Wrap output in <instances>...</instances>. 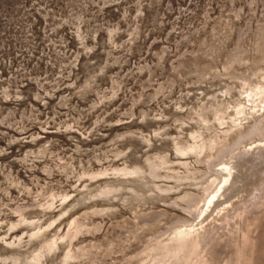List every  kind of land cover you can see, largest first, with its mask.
Here are the masks:
<instances>
[{"label":"rangeland","instance_id":"rangeland-1","mask_svg":"<svg viewBox=\"0 0 264 264\" xmlns=\"http://www.w3.org/2000/svg\"><path fill=\"white\" fill-rule=\"evenodd\" d=\"M235 42L241 51L226 63ZM261 75L264 0H0V264H29L36 252L37 264L151 262L213 178L174 141H234L252 116L264 120ZM160 157L152 179L147 159ZM98 169L107 172L90 177ZM34 201L20 221L16 205ZM238 214L205 264H264V205ZM74 219L102 227L69 240ZM160 227L145 260L130 253ZM75 248L81 255L67 258Z\"/></svg>","mask_w":264,"mask_h":264},{"label":"bare ground","instance_id":"bare-ground-1","mask_svg":"<svg viewBox=\"0 0 264 264\" xmlns=\"http://www.w3.org/2000/svg\"><path fill=\"white\" fill-rule=\"evenodd\" d=\"M235 43V47L233 46L234 48H232V50L230 49V52L228 51V54L225 55L226 63H229L237 53L241 51L239 48L240 44L237 42ZM201 69L202 73L206 74L210 66L205 64ZM260 78L261 80L257 81L259 82L258 85H260L259 89L264 90V76L261 75ZM263 103L264 97L261 98L260 106H263ZM235 112L236 116H231L233 124H237L243 113L239 108H235ZM216 114H214V116ZM251 121H253L252 125L239 130L236 139L234 141L231 140L232 142H216L212 138L207 141V139L200 136V134L193 135L195 141L191 144L182 141L179 142L177 140L174 141V150L178 155L183 156L185 154L196 153L198 154V161L206 160L207 167L213 171V178L210 184L201 186L202 194L199 200H197L196 197L187 199V205L184 209L192 214V221L190 223L183 222L178 228H175L176 234L165 241L161 253L153 256L151 262L149 260V262L145 264H173L182 257L181 255H183L188 248H190V251L185 257L183 264H200L198 261L199 257L204 258L202 264H205L206 260L212 258L220 248V246L217 245V236L230 227L235 218L239 215L238 213L246 214L252 207H258L260 204L264 205V120L258 118L257 115L252 116ZM256 135L258 137L257 142L248 146L244 143V140L249 138L252 139L251 137ZM239 144L240 147H238ZM206 149H208L207 154L202 155V152ZM211 150H214L213 156H209L208 152ZM147 162L149 166V177L157 179V177L160 176L158 172V167H160L159 163H165V158L160 157L159 161L147 159ZM179 163L183 164L181 160H179ZM112 170L115 173L120 172L124 177L133 176V174L137 172L135 169L117 166ZM106 172L107 169H98L92 171L90 177L103 176ZM163 177L175 178L171 175H165ZM157 187L160 188V190L162 189L160 186ZM112 190V188H107L101 190L98 194L103 196L110 193ZM131 190L133 191V189ZM41 205L42 204L36 201L28 205L20 203L16 205L14 212L18 214L21 219L20 221H22L25 220L23 217L24 215L21 217L24 210L39 207ZM104 210V208L98 207L91 211L86 210L81 215L88 218L95 214H100ZM141 213L136 212V216H139ZM173 218L181 217L173 214L171 219ZM20 221L17 220L11 225H15V223L17 224ZM69 225L70 227L67 231L69 240H72L79 232L99 230L102 227L100 222L92 223V226H87L83 224L82 220L80 221L78 219H74ZM126 231H128L129 237L133 235L131 227L124 229V227L121 226V234H124ZM163 232V227L157 228L153 232H144L142 243L140 241V244L135 245L130 253L138 254L142 252L143 260H145L150 253V249L143 246L144 242L155 241L157 238L159 239ZM47 245V248L51 249L54 246V240L48 242ZM82 250L81 248H75L68 251L66 257H79ZM40 257L41 255L36 252L34 257L27 258L26 261L29 264H37ZM162 259H164V261ZM140 262H137V264Z\"/></svg>","mask_w":264,"mask_h":264}]
</instances>
